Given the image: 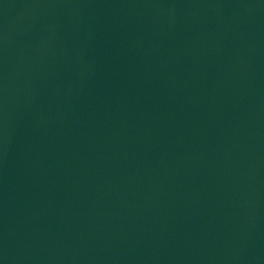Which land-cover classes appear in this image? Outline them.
<instances>
[{"label":"water","instance_id":"obj_1","mask_svg":"<svg viewBox=\"0 0 264 264\" xmlns=\"http://www.w3.org/2000/svg\"><path fill=\"white\" fill-rule=\"evenodd\" d=\"M0 264H264V0H0Z\"/></svg>","mask_w":264,"mask_h":264}]
</instances>
